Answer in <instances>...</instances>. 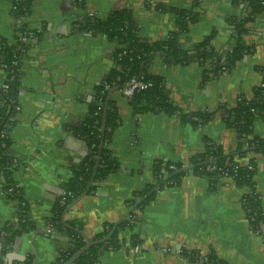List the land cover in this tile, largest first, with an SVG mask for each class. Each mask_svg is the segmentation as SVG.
Here are the masks:
<instances>
[{"label": "crops", "instance_id": "0c3cea01", "mask_svg": "<svg viewBox=\"0 0 264 264\" xmlns=\"http://www.w3.org/2000/svg\"><path fill=\"white\" fill-rule=\"evenodd\" d=\"M15 1L0 0V39L28 46L10 137L17 163L13 181L27 200L34 227L4 249L2 228L19 223L20 204L3 193L0 176V264H53L69 248L70 236L55 228L50 232L48 220L74 170L91 153L79 129L122 47L117 40L90 31L88 14L105 18L129 8L140 36L158 41L179 31L177 11L188 10L195 19L178 36L180 46L192 53L213 33L211 44L222 53L234 45L231 18L243 17L245 8L232 0H31V11L17 17ZM27 29L34 31L29 42L21 39ZM244 38L252 51L217 79L204 81L205 67L198 61L169 63L157 53L149 62V72L165 80L166 93L180 109L215 112L207 123L194 126L176 114L139 111L123 89L111 93L120 123L109 148L120 168L70 209L67 221H81L83 231L94 239L130 208L134 193L156 184V160L190 165L193 155L205 151L206 137L226 151L233 148L236 132L224 121V108L235 107L241 96L253 97L263 81L259 67H264V12L249 24ZM2 59L0 52V86L7 76ZM254 134L264 138V119L254 122ZM253 156L255 188L264 214V154ZM250 191L230 176L212 189L206 177L186 172L179 185L165 184L156 191L133 224L118 231L119 248L99 251L100 263L201 264L181 255L188 249L202 254L212 250L228 264H264V217L262 235H257L244 206ZM136 235L139 242L132 246Z\"/></svg>", "mask_w": 264, "mask_h": 264}, {"label": "trees", "instance_id": "16d2710c", "mask_svg": "<svg viewBox=\"0 0 264 264\" xmlns=\"http://www.w3.org/2000/svg\"><path fill=\"white\" fill-rule=\"evenodd\" d=\"M234 3L242 4L245 8V15L241 18H231L233 48L226 52H218L211 42L214 37L212 33L200 42L195 51L190 53L184 50L179 42L178 36L186 31L190 20L195 19V14L191 11L180 9L177 11L179 31L169 34L164 39L149 41L140 36L139 26L135 15L129 8H121L111 12L105 18L89 15L86 18V25L95 34H103L110 40H117L122 44L115 55L116 66L111 71L105 82L97 87L95 103L91 106L90 115L86 119L80 131L85 136L93 154H90L80 166L74 170L72 177L66 183V191L72 194L68 196V204L81 195L90 184L97 155L102 140V125L105 118V132L103 135V148L100 153V162L94 177V184L89 192L105 181L112 173L120 168L118 159L112 154L109 144L113 133L120 123V115L116 104L108 98L109 91L114 87L125 88L127 82L136 77L152 85L136 90L130 99L132 106L139 111L164 112L169 115L176 114L184 123H191L194 126L204 124L212 120L214 111L185 112L179 108L177 103L166 93L165 80L162 77L153 75L148 70L149 62L157 53H162L169 63H190L198 61L205 67L203 80H213L219 78L225 71L231 70L234 65L250 53L253 46L245 41V34L248 26L264 12V0H232ZM17 6L15 14L17 17L23 13L31 11V0H18L14 2ZM166 8V7H164ZM28 46L20 42L10 44L6 39H0V52L3 56L2 62L9 65L5 82L9 84V89L5 90L0 86V171L6 183L13 184V173L17 168L14 155L11 152L12 140L10 131L16 124L15 105L18 102L20 89L22 88V60ZM16 61V65L12 63ZM208 64V66H207ZM264 74V67H259ZM115 82V83H114ZM106 83H111V88L106 87ZM107 102V106H106ZM101 107V109H99ZM224 121L236 132L233 148L226 151L222 146L215 144L210 138H205L206 149L202 153L193 155L189 164L197 165L194 173L206 177L210 182V187L215 189L223 177H232L239 186H249L251 191L244 196L251 211L247 215L255 216V221H251L253 228H256L264 217L261 205V196L256 191L254 175L257 169V161L253 154H264V138L254 134V122L257 119H264V76L262 83L254 90L251 98L241 96L237 105L233 108H224ZM3 131H7L3 136ZM243 161H240L242 160ZM185 166L180 162L169 160H156L153 166L156 184L162 181L167 175ZM186 172L173 176L167 184L179 185ZM156 184L146 186L143 190L134 193V197L129 200L131 207L136 201L149 192ZM10 197L21 201L20 195L14 193L7 194ZM156 196V192L151 194L128 218L118 227L111 238L101 244L91 246L75 264H101L99 251L102 248L116 249L121 246L118 239V231L132 225V221L137 218V212L142 211L147 203ZM67 204V205H68ZM67 205H62L59 200L52 211V217L48 222L54 224V228L65 231L72 239L70 247L62 251L53 264H63L73 253L77 252L85 245L84 237L77 231L66 227L62 222V216ZM73 227L83 230L81 221H67ZM113 223H107L104 231L94 239H100L108 235L113 227ZM34 227V222L30 215L23 221L21 218L17 225H8L2 228L4 232L5 248L12 244L16 236L23 231H30ZM139 242L138 236H134L132 246ZM181 255L192 261H199L201 264H228L220 259L216 253L210 250L206 254L199 251L183 249Z\"/></svg>", "mask_w": 264, "mask_h": 264}, {"label": "water", "instance_id": "95a60500", "mask_svg": "<svg viewBox=\"0 0 264 264\" xmlns=\"http://www.w3.org/2000/svg\"><path fill=\"white\" fill-rule=\"evenodd\" d=\"M119 87H114L112 88L109 93H108V98H107V102L110 99L111 93L115 90L118 89ZM107 102H106V106H107ZM105 118H106V111L104 112V121H103V125H102V140H101V144H100V149L97 155V161H96V165L94 168V173H93V177L92 180L90 182V184L88 185V187L86 188V190L79 195L77 198H75L73 201H71V203H69L67 205V207L65 208L64 212H63V216H62V222L63 224L68 227L71 228L75 231H77L78 233H80L84 239H85V245L79 249L77 252L73 253L72 256L65 261L63 264H75L77 262V260L81 257V255H83L91 246L93 245H98L101 244L107 240H109L111 238V236L116 232V230L118 229L119 225L126 219L128 218V216L137 209V207L143 203L151 194L155 193L156 191H158L163 185L167 184V182L175 175L180 174V173H184V172H189V171H194V169L196 168L197 165H185L183 167H181L180 169L175 170L174 172H172L171 174L167 175L162 181H160L159 183H157L149 192H147L145 195H143L141 198H139L136 203L134 205H132L113 225L111 231L108 233V235H106L105 237H102L100 239H92L88 236V234H86L82 229L78 228V227H73L70 223L67 222L66 220V215L69 212L70 209H72L84 196L87 195V193L89 192L91 186L94 184V177L96 175L98 166H99V162H100V153L102 151L103 148V135L105 132ZM90 154H93V152H91ZM58 237V236H57ZM62 237V236H61ZM60 237V238H61ZM67 238V237H65ZM69 240V242L71 243L72 239L70 237L67 238ZM70 247V246H69Z\"/></svg>", "mask_w": 264, "mask_h": 264}, {"label": "built area", "instance_id": "2783aa9c", "mask_svg": "<svg viewBox=\"0 0 264 264\" xmlns=\"http://www.w3.org/2000/svg\"><path fill=\"white\" fill-rule=\"evenodd\" d=\"M34 36V31L31 30V29H27L25 33H22L21 35V39L22 41H26V42H29L31 40V38ZM13 65H16V61H14L12 63ZM2 67L4 68V70L6 71V74H7V68L9 67L8 64L6 63H2ZM115 83V82H114ZM111 84V83H106V87L109 89L111 88L112 86L111 85H114ZM152 85L151 83H146L136 77H133L131 78L127 84L125 85V88L123 89L124 91V94L129 98L131 99V97L133 96L134 92L142 87H148ZM3 89L5 90H8L9 89V84L7 82H4L3 85H2ZM15 107L17 109H19V105L16 104ZM99 109H101V107H99ZM6 132L7 131H3V136L6 135ZM242 161V160H240ZM0 176L3 180V184H2V190H3V193L4 194H8V193H11V194H15V195H20V197L22 198L21 201H19V204H20V209H19V219L21 218L23 221H25L27 219V216H29V208H28V203H27V200L24 199L23 197V194H22V190L20 187H18L16 184H8L6 183L5 181V178L3 176V174L1 173L0 171ZM72 193L71 192H68L65 190L63 196L61 197L60 201H61V204L62 205H67L68 204V196L71 195ZM244 206H245V209H246V212H249L251 211L250 208L248 207L247 205V201L246 199H244ZM249 217V216H248ZM250 221H255V216H250L249 217ZM54 229V224L52 223H49V231L51 232L52 230ZM254 232L257 234V235H262V223H259L257 224L256 228H253ZM4 234V232H3Z\"/></svg>", "mask_w": 264, "mask_h": 264}]
</instances>
